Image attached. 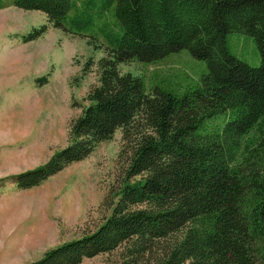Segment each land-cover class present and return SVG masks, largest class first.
<instances>
[{"label":"trees","instance_id":"obj_1","mask_svg":"<svg viewBox=\"0 0 264 264\" xmlns=\"http://www.w3.org/2000/svg\"><path fill=\"white\" fill-rule=\"evenodd\" d=\"M78 1L84 9L94 0L10 4L75 34L68 26L80 24L81 12L67 14ZM104 2L114 3L121 35L97 61V85L71 121L66 145L9 179L19 190L36 187L121 129L133 139L124 180L92 232L34 264H80L119 248L115 264H264V0ZM46 28L32 29L22 43ZM232 32L252 38L257 67L226 51L224 37ZM182 49L207 70L181 96L145 93L137 78L118 70L133 58L150 63Z\"/></svg>","mask_w":264,"mask_h":264},{"label":"rangeland","instance_id":"obj_2","mask_svg":"<svg viewBox=\"0 0 264 264\" xmlns=\"http://www.w3.org/2000/svg\"><path fill=\"white\" fill-rule=\"evenodd\" d=\"M0 9V264H34L54 247L92 232L107 215L124 180L131 140L121 129L99 143L82 161L65 167L40 185L19 190L9 177L44 164L67 143L68 129L89 90L97 85L96 63L116 46L121 29L114 3L76 2L67 16L81 12L75 34L53 28L39 11H23L3 0ZM78 12V11H77ZM45 32L22 43L32 29ZM226 51L250 67L259 65L252 38L224 37ZM89 60L87 66L86 62ZM87 67L82 74L81 69ZM137 78L145 93L154 89L181 96L206 73L203 61L182 49L150 63L119 64ZM45 78L43 83L37 79ZM264 127V124H263ZM121 249L80 264H115Z\"/></svg>","mask_w":264,"mask_h":264}]
</instances>
